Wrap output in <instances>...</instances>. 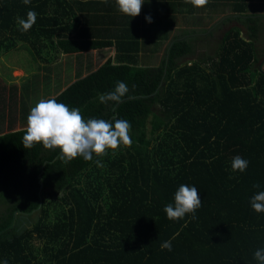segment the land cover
I'll list each match as a JSON object with an SVG mask.
<instances>
[{"label":"trees","instance_id":"1","mask_svg":"<svg viewBox=\"0 0 264 264\" xmlns=\"http://www.w3.org/2000/svg\"><path fill=\"white\" fill-rule=\"evenodd\" d=\"M247 1L227 0L240 13L230 19L238 25L212 49L204 42L223 26L208 22L214 4L203 18L187 15L202 29L174 38L160 67L138 64L139 44L124 53L122 41L116 61L79 73L56 96L47 80L45 99L79 108L85 119L129 121L133 144L100 158L102 166L95 156L65 164L59 149H24L26 127L0 131V264H258L264 213L250 201L264 190V68L257 52L261 20L245 11ZM104 4L0 0V56L24 44L49 63L50 49L80 57L112 46L92 40L87 25L102 17L95 9ZM29 10L37 20L23 32L18 19ZM117 81L128 94L118 104L102 103L99 95ZM22 90L27 121L41 83L28 80ZM0 115L10 126L16 122L6 107ZM237 155L249 161L243 173L231 169ZM181 184L197 188L202 207L195 219L169 220L164 208ZM168 240L172 250H162Z\"/></svg>","mask_w":264,"mask_h":264},{"label":"clouds","instance_id":"2","mask_svg":"<svg viewBox=\"0 0 264 264\" xmlns=\"http://www.w3.org/2000/svg\"><path fill=\"white\" fill-rule=\"evenodd\" d=\"M107 4L108 0H102ZM195 8H205L210 0H184ZM118 11L132 18L140 15L144 0H115ZM24 5H30L31 0H23ZM37 13L33 10L27 12L26 19H18V25L23 32L29 31L37 20ZM151 23V16L145 17ZM129 92L128 86L117 81L113 91L101 93L99 100L102 103L112 101L116 104L122 101ZM23 148L30 149L41 144L45 149H59L57 157L65 164L77 157H83L85 161H91L97 157L96 164L102 166V157L109 153L114 157L121 148H130L133 144L131 136V124L125 119L89 118L85 119L79 108H70L64 103L57 102L56 98L40 99L30 109L27 116V127L23 136ZM249 161L237 155L231 162L233 172H245ZM259 189L260 184H254ZM251 207L257 213H264V190L258 191L251 198ZM202 207L199 192L195 186L181 184L174 194V204H168L164 212L169 220H182L186 215L196 218V212ZM161 249L172 250L171 240L164 241ZM254 259L258 264H264V249L254 252ZM2 264H7L3 261Z\"/></svg>","mask_w":264,"mask_h":264},{"label":"crops","instance_id":"3","mask_svg":"<svg viewBox=\"0 0 264 264\" xmlns=\"http://www.w3.org/2000/svg\"><path fill=\"white\" fill-rule=\"evenodd\" d=\"M216 1L210 0V3L205 8H196L195 11L190 12L188 7L190 4H186L184 0H144L140 15L132 18L118 11L115 0H108L107 4L100 5L98 9H95V14L98 16L101 15L102 17L94 22L91 20V25H89L90 23H87V25L91 29L94 28L93 36L92 38L90 37L92 40L101 41L105 44L111 42L113 45L87 51L80 57L76 54L67 56L70 58L73 56L77 57V67H86V71L82 74L83 77L89 73L88 68L94 67L98 69L109 58H113L116 61L120 50L116 45L118 42L124 41V53L136 51L134 43L139 44L140 58H137L138 64H144L143 66L147 68L160 67L161 61H163L165 54L168 53L170 43L174 38L178 36L183 37L186 35V32L190 31V29L193 30V28L202 29V25L200 27H194L195 24H192L193 22L186 19L188 14H191L189 17L191 20L193 17L195 20L196 18H203L204 13H210V5L214 4L213 8H211L214 18L208 22L214 25L216 23L223 25L213 33L214 38L217 37V39L224 38V34L238 25L236 22L230 21V19L236 21L235 18L240 16L237 9L230 6L231 4L227 0ZM246 4L248 5V9L246 7L245 11L248 10V15L252 16V19L256 17L255 20H261V25H259L261 26V34L257 41V52L260 68H264V0H248ZM204 9L206 12H204ZM147 16H151V23L145 19ZM242 20L245 19L243 18ZM152 27L158 29L153 35L149 32ZM183 27L188 29L177 35V30L180 28L183 29ZM167 28L168 34L172 31L171 37H167V35H163L165 37H162L158 31H163ZM247 32L248 30H246ZM130 40H132V43L133 41L135 42L131 45ZM202 51L207 53L206 50ZM87 54L88 56H86ZM100 62L101 64L99 65Z\"/></svg>","mask_w":264,"mask_h":264},{"label":"rangeland","instance_id":"4","mask_svg":"<svg viewBox=\"0 0 264 264\" xmlns=\"http://www.w3.org/2000/svg\"><path fill=\"white\" fill-rule=\"evenodd\" d=\"M188 28H180L182 29L181 31L178 29L177 35ZM157 30L158 29H154L152 27L150 28L149 32L153 35L157 32ZM158 33L162 37H165L163 35L171 37L172 31H170L168 34L167 30H159ZM204 45L206 48L212 49L214 46L218 45L217 38H211L210 42L209 40H206ZM18 47L19 48L13 49L9 53H2L0 56V101H2V104L0 102V114L1 109L6 107V113L12 111L14 113L13 117L16 119V122H14L13 126H10L9 118H2L0 115V131L2 132H6L10 129H21L27 127V121L26 119H23L24 113L22 111V89L23 85L28 80L38 81L41 83V90L39 92L40 94L38 98L41 97L40 99H45L49 97V94L44 96L46 93L44 88L47 89V80H50L53 86L50 96H54V94L61 92V90L69 85V83L76 80L79 76V73L81 74L86 71V67L83 68V72L80 67H77L76 61L78 59L75 56L70 58L56 50L50 49L48 50V52H50L48 55L50 62L48 63L42 58H38V60L33 52L26 49L29 46L22 44ZM86 56H88V54ZM100 64L101 62L99 65ZM40 99L31 103V106L34 107ZM9 102L11 105H14L13 108L8 106ZM27 223L26 225H28Z\"/></svg>","mask_w":264,"mask_h":264}]
</instances>
